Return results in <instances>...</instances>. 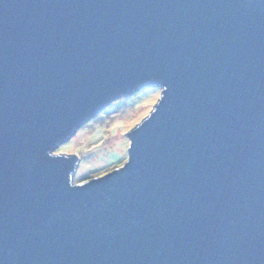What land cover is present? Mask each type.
Returning <instances> with one entry per match:
<instances>
[{
	"label": "water",
	"instance_id": "95a60500",
	"mask_svg": "<svg viewBox=\"0 0 264 264\" xmlns=\"http://www.w3.org/2000/svg\"><path fill=\"white\" fill-rule=\"evenodd\" d=\"M153 85L73 183L57 145ZM0 264H264V0H0Z\"/></svg>",
	"mask_w": 264,
	"mask_h": 264
},
{
	"label": "rangeland",
	"instance_id": "374dc122",
	"mask_svg": "<svg viewBox=\"0 0 264 264\" xmlns=\"http://www.w3.org/2000/svg\"><path fill=\"white\" fill-rule=\"evenodd\" d=\"M160 93V86H143L112 99L57 145L54 154L78 158L71 174L73 183L100 176L126 161L127 132L151 111Z\"/></svg>",
	"mask_w": 264,
	"mask_h": 264
}]
</instances>
